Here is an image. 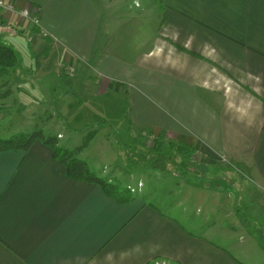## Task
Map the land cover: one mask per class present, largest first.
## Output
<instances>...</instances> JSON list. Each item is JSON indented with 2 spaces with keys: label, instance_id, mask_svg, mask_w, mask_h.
<instances>
[{
  "label": "crops",
  "instance_id": "crops-1",
  "mask_svg": "<svg viewBox=\"0 0 264 264\" xmlns=\"http://www.w3.org/2000/svg\"><path fill=\"white\" fill-rule=\"evenodd\" d=\"M6 1L39 14L49 35L40 38L17 15L7 24L0 10V38L19 56L0 80V113L10 109L53 127L46 100L24 105L21 94L32 83L41 92L51 87L50 55L59 49V76L74 83L87 73L88 99L97 104L87 110L129 120V140L184 143L194 151L187 163H198L207 176L204 165L220 167L229 191L243 194L237 172L264 192V0H134L142 11L122 18L103 14L94 0ZM28 35L27 50L39 56L29 66L20 63L19 50ZM116 97L123 106L98 100ZM71 107L65 104L66 111ZM56 137L64 147L63 132ZM173 173L172 186L157 177L159 194H171L159 206L145 196L125 201L95 183L72 180L40 141L28 151L0 152V264H264L262 236L246 237L239 223L220 231L210 226L204 235L191 231L190 201L211 194ZM111 178L124 179L116 169ZM123 181L132 194H150L142 180L138 187ZM216 188L206 197L218 207L222 190ZM165 205L178 209L164 211Z\"/></svg>",
  "mask_w": 264,
  "mask_h": 264
},
{
  "label": "rangeland",
  "instance_id": "rangeland-1",
  "mask_svg": "<svg viewBox=\"0 0 264 264\" xmlns=\"http://www.w3.org/2000/svg\"><path fill=\"white\" fill-rule=\"evenodd\" d=\"M108 2L109 6L107 7L105 3ZM94 3L103 12V14L109 11L119 18L125 16V13H139L143 9L141 6L136 7L134 0H106V2L104 0H94ZM152 5L153 3L149 2V5L147 4L146 6L148 9H152ZM5 19L8 21V24L9 20L7 17ZM18 22L20 24L25 23L28 26H31L29 23L24 21ZM31 43L32 40L29 35L27 38L24 37V40L21 43L22 50L19 49L21 52L20 63L22 64L27 65L38 61L39 56L31 54L30 51L27 50V48H29V44ZM50 56H52V59L49 57L52 61V74L49 77L51 87L47 86L46 90L41 92L36 88V84H29L24 90L25 93L21 94V98L24 105L31 104L34 98L39 100L44 98L48 107H50L54 113L55 119L52 121L53 127L45 129V127H47L46 124L43 125L45 121L39 120H37L38 124L34 125L32 120H28L29 117H24L25 113L17 116L15 111L12 112V110L8 109L0 113L3 117L0 119L1 138L10 139L12 136L19 134L21 131L33 133L41 130L45 131V136L56 137V133L61 131L64 135L63 140H61V144L64 146L63 148L71 151L75 158L85 161L92 172H94L98 177L108 181L112 179V171L116 169L119 174L123 175L124 179H129L136 186L140 184L142 180L145 184H147L148 192L150 191V194H147L146 192V194L130 195L131 193H127L126 191L124 194H127L132 198L145 196L147 200H150L152 203L158 204L159 206H161L160 203H163V196L166 195L164 199L169 200L171 194H159V190L162 187H160V180H158L157 177L164 176L165 178H168L164 180L169 182L168 184L172 186L174 183L171 182V178L175 176L173 171H176V174L183 179L191 177L197 186L202 187L200 189H209L206 192L211 194L203 195L205 198H198V200L192 199L190 201L189 216L193 218L191 220L194 222L193 225L195 226V229L193 230L189 228L191 231L204 235L210 226H214V228L220 231L227 228L230 229L231 226H235L236 223H239L240 226H243L239 228H242V232L245 233L244 235H246V237L249 234L256 233L257 236H262L261 239L264 243V192L260 189L258 191V187L250 181L249 177L243 173H241L240 176L239 173L234 172L240 177L241 183L244 185L243 194H235L233 190L229 191V188L224 187V182L219 177L220 174H223L220 167H215V171L213 168H207V166L204 165V168L210 171L207 176L204 174V170L200 168L198 163H185L178 156H175L174 159L168 163V168H170L169 170L172 171V173H162L163 175H157L156 173L153 174L151 168L146 165L149 160L148 158L150 157L148 155V151L141 146V144H148V146H152L154 143L153 140L140 139L139 137H133L132 140H129L130 136L128 135L127 137L129 131L126 129V127L128 128L129 120H123L121 116H119V113H115L114 111L108 112L107 110L101 111L99 114L89 112L86 106L91 108V106L97 105L95 102L88 99L89 97H92L91 86H89L91 81L88 83L86 82L90 79L89 75L81 72V82L78 79L77 82L66 83L64 80H72V78H70V76H59V73H63L57 64L61 57L60 50L54 49ZM41 58L43 60V57ZM14 68L0 75V80H2L1 78L5 77L8 73L11 74ZM66 72L69 74L71 73L69 70ZM85 82L86 87L83 85ZM118 97L102 98L98 100H101L100 102H102L103 105L123 106V102ZM81 100L88 101L85 105H82L80 104ZM68 103H71L73 107L70 108L69 112L65 109V104ZM11 109L14 108L11 107ZM73 110H75V112H73ZM56 115H58V117ZM97 131L99 132L98 135L96 134ZM91 133L93 135L91 139L92 142L87 148H82L84 142L87 140V136ZM93 138L95 139L93 140ZM134 139L136 142H133ZM138 140H140V144L138 143ZM122 143H126V146L123 147ZM185 164L189 165L185 166ZM190 170L193 171L192 174H190ZM124 179H122V182L117 180L114 181V184L120 186L122 185L119 189L120 191L127 186L128 182L125 183V181H123ZM137 182L139 183L137 184ZM216 187H219L222 190V194H218L221 200L218 207H215V205L212 204V200L206 197L208 195L212 196V193H214L217 189ZM257 204L262 205L263 209L260 210V208L257 207ZM167 206L168 205H165L163 207L164 211L168 208L167 211L171 210L172 213L173 210L178 209L176 207H172V210Z\"/></svg>",
  "mask_w": 264,
  "mask_h": 264
},
{
  "label": "trees",
  "instance_id": "trees-1",
  "mask_svg": "<svg viewBox=\"0 0 264 264\" xmlns=\"http://www.w3.org/2000/svg\"><path fill=\"white\" fill-rule=\"evenodd\" d=\"M18 61L19 56L17 52L9 44H7V42L0 38V75L14 68ZM92 137V133L87 136V140L84 142L82 148L87 147ZM149 139L154 142L152 146H148V144H141V146L148 151V155L150 157L148 158L149 160L146 165L150 167L152 171H168V163L172 161L175 156L184 159L185 163L193 159L194 151L184 143L165 141L162 138L155 137H149ZM36 141H40L52 149L54 157L64 165L67 176L72 180L95 183L100 185L106 193L112 197L117 198V195L120 193L119 195L122 196L125 201L134 199L131 196L124 194L126 191L132 195L131 189L125 187L122 191H120V185H116L109 180L105 181L104 179L98 177L94 172H92L85 161L75 158L71 151L61 147L59 145L58 138L45 136L42 131L19 133L12 136L10 139H3L0 137V152L11 150L28 151ZM133 142H136V140L134 139ZM138 143L140 144V140H138Z\"/></svg>",
  "mask_w": 264,
  "mask_h": 264
},
{
  "label": "built area",
  "instance_id": "built-area-1",
  "mask_svg": "<svg viewBox=\"0 0 264 264\" xmlns=\"http://www.w3.org/2000/svg\"><path fill=\"white\" fill-rule=\"evenodd\" d=\"M0 10L7 14V19L10 21L14 15H17L19 21L29 23L31 26L37 28L40 38H47L48 34L44 30L41 24V18L39 14H35L29 8L17 10L14 4L10 1L0 0Z\"/></svg>",
  "mask_w": 264,
  "mask_h": 264
}]
</instances>
